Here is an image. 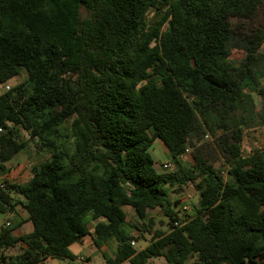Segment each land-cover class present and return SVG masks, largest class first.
<instances>
[{"label": "trees", "instance_id": "1", "mask_svg": "<svg viewBox=\"0 0 264 264\" xmlns=\"http://www.w3.org/2000/svg\"><path fill=\"white\" fill-rule=\"evenodd\" d=\"M261 4L0 0V173L30 145L45 153L26 183L0 182V264L75 260L69 249L86 236L97 248L116 243L105 264H264V149L242 156L239 133H223L225 175L200 150L191 166L179 160L204 130L213 134L216 113L244 99L264 32L248 39L236 70L231 21L253 19ZM155 141L172 171L150 156ZM187 186L197 204L174 227L171 193ZM155 210L165 230L154 229ZM26 223L31 231L18 234Z\"/></svg>", "mask_w": 264, "mask_h": 264}, {"label": "rangeland", "instance_id": "2", "mask_svg": "<svg viewBox=\"0 0 264 264\" xmlns=\"http://www.w3.org/2000/svg\"><path fill=\"white\" fill-rule=\"evenodd\" d=\"M82 14L85 15L82 10ZM154 12L149 14L152 17ZM233 26V39L229 43L230 49V61L232 67L236 70L240 68L241 63L243 62L246 56V47L248 39H250L256 32H264V0L259 7L255 17L251 20L245 21H231ZM258 55V62L253 69L252 77L249 82L244 83V99L241 101L239 106L232 109L222 111L220 114H215L214 119L211 121L213 126V134L208 130L200 134L198 140L195 141V146L191 147L190 153L183 160H180L184 165L191 166L193 164V153L197 150L203 154V157L208 161L214 168L226 173V161L227 156L225 155L222 139L219 137L228 135L232 137L233 133H239L241 138L240 141V151L242 156H248L256 150L264 149V124L262 118L264 116V47L260 49ZM238 74V73H237ZM25 79V74L22 73L17 79L10 81L8 86H13ZM248 84V85H247ZM247 85V86H246ZM0 93L2 89L0 88ZM222 123L224 128L217 127L219 123ZM24 139H27L26 135H23ZM231 142H235L234 139H230ZM149 154L152 157L154 163L157 167L160 168V165L166 159L171 161V157L168 158V152L160 141H155L153 146L149 150ZM45 153L37 149L34 145H30L26 151L19 153L8 165L5 172L0 173V182L4 179L2 176L9 179L13 183L24 184L30 177L31 167L38 165L44 158ZM6 179V180H7ZM172 200H178V207L182 203L186 204L189 207V213L192 214L194 211L198 193L192 186H187L179 191L178 193H171ZM127 220L130 224L136 222L133 217L131 210L127 209ZM152 216L155 219L154 229H163L167 228V219L163 216L162 212L155 210L151 212ZM187 214V215H188ZM88 221V217L86 218ZM4 218L0 214V226L3 224ZM89 223V222H88ZM163 223V226L160 224ZM93 222L89 223V228L92 229ZM18 234H26L31 231V225L26 224L17 230ZM132 236H137V232L133 231ZM149 236L146 235L144 239L135 241L134 247L139 249L144 247L145 244L149 241ZM93 242L89 236H86L83 240V244H74L70 247V252L77 257L81 253H85L88 250L93 251V258L91 264H105L104 259L100 252L93 247ZM115 243L109 242L106 248L105 256L113 255L115 250ZM92 246V247H90ZM18 250H12L11 253L15 254ZM47 264H86L80 263L77 259L75 260H57L49 259ZM151 264H167L164 259H155ZM187 264H193L191 261H188Z\"/></svg>", "mask_w": 264, "mask_h": 264}, {"label": "crops", "instance_id": "3", "mask_svg": "<svg viewBox=\"0 0 264 264\" xmlns=\"http://www.w3.org/2000/svg\"><path fill=\"white\" fill-rule=\"evenodd\" d=\"M169 157H171L170 155H169V153H168V158ZM166 161H169V159H166L165 161H163L162 163H164V162H166ZM9 164V163H8ZM7 164V165H8ZM7 165H6V167H7ZM4 179H7V178H5V177H8V176H6V175H3L2 176ZM7 180H9V179H7ZM183 204V203H182ZM126 211H127V209H126ZM19 216L21 217V219H26V217H27V215H26V213L25 212H23L21 209H19ZM2 218H3V216H2ZM100 220V219H99ZM99 220H97V221H99ZM95 222H93V224H94ZM26 224H28V223H26ZM26 224H24V225H26ZM23 225V226H24ZM93 231V227H92V229H90V232H92ZM91 238V237H90ZM92 240V239H91ZM109 242H114V241H109ZM109 242H107V243H105V244H103L100 248H97L94 244H92L93 245V247L96 249V250H98L99 252H100V254L102 255V256H104V255H107L106 254V248H107V245H108V243ZM115 243V242H114ZM83 244V243H82ZM81 244V245H82ZM116 244V243H115ZM147 244H145L144 245V247L146 246ZM90 247H92V246H90ZM144 247H141V248H139L138 250H141V249H143ZM115 250H116V245H115ZM115 250H114V252H115ZM113 252V253H114ZM108 256H111V255H108ZM92 258H93V251H91V250H88V251H86L85 253H81V254H79L77 257H76V259L80 262V263H86V264H91V262H92ZM49 259L50 258H48V259H46V260H44L43 261V264H47V262L49 261ZM80 259H82V261H80ZM103 259H104V257H103ZM155 259H162V258H155ZM155 259H151L150 261H148V263L147 264H151L152 263V261H154ZM85 261H87V262H85ZM104 263H105V260H104ZM123 264H129L128 262H125V263H123Z\"/></svg>", "mask_w": 264, "mask_h": 264}, {"label": "built area", "instance_id": "4", "mask_svg": "<svg viewBox=\"0 0 264 264\" xmlns=\"http://www.w3.org/2000/svg\"><path fill=\"white\" fill-rule=\"evenodd\" d=\"M6 90H8V86H6ZM190 153L189 149H186L183 153V155L179 158V160H183L186 156H188ZM161 170L165 171V172H170L173 170V166L171 161H166L164 163H162L160 165ZM189 207L186 204H181L180 207H178L175 210V220L173 221V226L174 227H180L182 226L185 221H186V215L189 213ZM189 215V214H188ZM131 245H134V242H131ZM80 261H82V259H80Z\"/></svg>", "mask_w": 264, "mask_h": 264}, {"label": "water", "instance_id": "5", "mask_svg": "<svg viewBox=\"0 0 264 264\" xmlns=\"http://www.w3.org/2000/svg\"><path fill=\"white\" fill-rule=\"evenodd\" d=\"M1 217H2V215H1Z\"/></svg>", "mask_w": 264, "mask_h": 264}]
</instances>
